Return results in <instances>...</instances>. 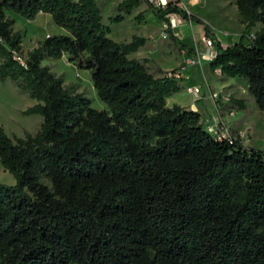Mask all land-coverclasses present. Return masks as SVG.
<instances>
[{
	"label": "trees",
	"instance_id": "1",
	"mask_svg": "<svg viewBox=\"0 0 264 264\" xmlns=\"http://www.w3.org/2000/svg\"><path fill=\"white\" fill-rule=\"evenodd\" d=\"M143 1H119L109 21ZM234 4L246 27H261L227 46L176 3L147 9L162 22L178 12L202 25L215 49L209 67L245 80L264 110V0ZM7 11L47 13L64 33L25 53ZM109 32L96 0H0V83L12 81L36 101L24 113L42 116L22 137L0 124V164L15 179L0 183V264H264V149L233 133L218 138L198 110L168 106L183 78L129 57L144 36L118 42ZM63 55L90 71L106 109L42 64ZM229 101L246 108L242 98Z\"/></svg>",
	"mask_w": 264,
	"mask_h": 264
},
{
	"label": "rangeland",
	"instance_id": "2",
	"mask_svg": "<svg viewBox=\"0 0 264 264\" xmlns=\"http://www.w3.org/2000/svg\"><path fill=\"white\" fill-rule=\"evenodd\" d=\"M96 1L101 9L103 22L110 27L108 36L111 39L118 42H128L133 35L148 37L149 43L142 47L140 51L130 55V57L150 56L149 67L151 69L157 67V64L162 67L175 65L174 68H182L181 78L189 82L186 85L187 93L181 91L179 94H174L168 100V104L172 105L173 101H176L179 96L186 100H191V104L192 96L187 90L188 87L194 84L201 86L202 95L198 98L196 104L199 102L202 106L200 111L201 123L205 126V120L212 118L204 105L205 100L211 98L209 91L212 90L210 87V83H212L214 89L221 90L229 98H242L246 104V108L243 110L233 106L237 112L227 118L228 133L238 136L243 145L247 147L264 149V110L259 109L255 105L253 97L247 91V82L245 80L237 77H227L223 74H214L213 69L209 67L211 60L202 57L206 51L203 40L206 35H204L202 25L186 19L183 25L172 30L176 37L195 50L196 55L193 56L176 47L173 40L169 37V33L163 29L162 21L147 9L148 0H144L140 7L121 22L109 21V17L116 13L115 7L120 0ZM174 2L188 12L201 17L208 24L210 31L214 35L216 34L214 32H217L223 36L226 31H230L232 34L237 28V31L241 34L249 36L251 34L254 35L261 27L260 23L253 27H246L237 11L234 0H174ZM140 11L144 12L143 20L138 22L134 16ZM6 15L14 21L13 30H18L22 34L21 44L25 53L32 50L45 37L46 33L54 35L58 33V29L60 30V27L53 23L47 13L35 16L33 19H26L10 11H7ZM244 41L247 42V39L245 38ZM188 57H193L195 63L192 65L187 64L186 59ZM42 64L48 65L56 75L62 76L65 87L73 88L75 91L82 92L88 96L92 107L106 109L105 103L96 95L89 70L78 68L73 63L68 62L66 55L57 59L45 58ZM35 103L34 99L18 89L12 81L6 80L0 83V124L10 137H22L26 132L34 133L38 130L42 116L36 113H24V110ZM229 106H231L230 103L221 104L215 109V115L224 116ZM0 183L7 185L15 183L14 177L1 164Z\"/></svg>",
	"mask_w": 264,
	"mask_h": 264
},
{
	"label": "built area",
	"instance_id": "3",
	"mask_svg": "<svg viewBox=\"0 0 264 264\" xmlns=\"http://www.w3.org/2000/svg\"><path fill=\"white\" fill-rule=\"evenodd\" d=\"M148 2L159 8H164L169 3H175L174 0H148ZM166 20L162 22L163 29L166 31L170 29L171 31L175 28H178L179 26L183 25L186 22V19L178 12H168L165 14ZM253 36L252 34L248 37ZM205 42V48L206 51L202 55V57H206L210 60H212L215 56V49L213 45V40L210 37H204L203 38ZM186 63L189 65H192L195 63V60L193 57H188L186 59ZM214 74L216 75H222L221 69L219 67H215L213 69ZM182 68H172L167 71H165V75L168 77H175V78H181L182 77ZM188 92L192 96V103L190 104V109L197 110L196 108V101L198 98L202 95V89L199 85H191L188 87ZM209 96L214 100L215 108L217 109L221 104H228L229 103V97L221 92V90H216L212 88V90L209 91ZM236 109L233 106H229L228 110L226 111V114L224 116L220 114H216L212 116L211 119L205 120V128L212 134L216 135L218 138L221 137H228L230 133H228V124H227V118L233 116L235 114Z\"/></svg>",
	"mask_w": 264,
	"mask_h": 264
},
{
	"label": "crops",
	"instance_id": "4",
	"mask_svg": "<svg viewBox=\"0 0 264 264\" xmlns=\"http://www.w3.org/2000/svg\"><path fill=\"white\" fill-rule=\"evenodd\" d=\"M121 1V0H120ZM140 7V6H139ZM137 9V8H136ZM134 11V10H133ZM132 14V13H131ZM130 14V15H131ZM40 15H43V13L42 12H39L36 16H40ZM130 15H125V18L126 17H129ZM154 19H156L158 22H159V20L157 19V18H155L154 17ZM58 33L57 34H60V33H64V30L62 29V28H60V30L58 29V31H57ZM214 33H216L215 35H216V37H217V39L220 41V43H221V45L222 46H227V45H230V44H233V43H235L236 41H238L239 40V38H240V36H241V33L239 32V31H237V28L235 29V32H233L232 34L230 33V31L228 32V31H226L225 32V35H223V36H221V35H219L217 32H214ZM48 35H50L49 33H46V35H45V37H47ZM44 37V38H45ZM145 38H146V43L143 45V46H141L137 51H135V52H133L134 54L136 53V52H138V51H140V49L142 48V47H144V46H146L148 43H149V39H148V37L147 36H144ZM43 38V39H44ZM42 39V40H43ZM38 44V43H37ZM37 44H36V46H37ZM133 53H131L130 55H132ZM130 55H129V57H130ZM150 56H147V55H143V56H141V57H134V58H149ZM149 59H151V58H149ZM157 67H159V68H161L162 69V71L164 72V71H167V70H169V69H172V68H174L175 67V65H173V66H169V67H162V66H160V65H158L157 64ZM157 67H155V68H157ZM155 68L154 69H152V70H155ZM159 75V73H156V76H158ZM232 78H235V77H232ZM181 89L178 91V92H175V93H173L171 96H169L167 99H166V104L168 105V106H171L170 104H168V100L170 99V98H172L173 97V95L175 94H179V93H181V91H184V93H187V91H186V85H188L189 84V82L188 81H182L181 83ZM210 87L211 88H213L214 87V85L212 84V83H210ZM211 99V98H210ZM206 99L205 100V102H204V105L206 106V110L208 111V113L211 115V116H214L215 115V103H214V100L213 99ZM190 102H191V100H186V99H184L183 97H181V96H179L178 97V99H176V101H173V104H177V105H179V106H181V107H184V108H188L189 109V104H190ZM172 104V105H173ZM201 105H200V103L198 102L197 104H196V108H197V110L200 112L201 111ZM201 113V112H200ZM200 121H201V118H200ZM203 126H204V124H203ZM205 127V126H204Z\"/></svg>",
	"mask_w": 264,
	"mask_h": 264
}]
</instances>
